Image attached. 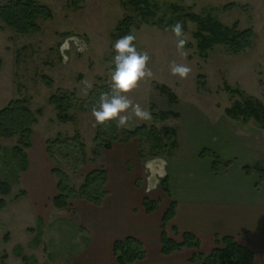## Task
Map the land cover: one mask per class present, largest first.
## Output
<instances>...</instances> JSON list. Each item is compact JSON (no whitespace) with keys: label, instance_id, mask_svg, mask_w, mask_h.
Here are the masks:
<instances>
[{"label":"rangeland","instance_id":"374dc122","mask_svg":"<svg viewBox=\"0 0 264 264\" xmlns=\"http://www.w3.org/2000/svg\"><path fill=\"white\" fill-rule=\"evenodd\" d=\"M33 1L50 12L49 18L36 20L34 32L18 34L0 22V110L10 101L20 99L26 102L37 121L33 126L32 148L27 151L29 170L26 173L18 175L13 168L10 148L14 142L0 143V181L11 186V194L5 198L6 207L0 213V264H77L80 255L91 253L93 237L98 236L101 240L110 236L108 230L107 234L100 231L101 215L112 208L114 193L111 192L105 210L93 208L83 200L73 201L67 210L55 209L52 199L56 188L51 169L58 165L47 155L46 143L57 138L71 139L75 134L80 136L84 149L64 150L63 153L71 151L73 163L69 165L63 161L60 166L68 175L69 187L75 190L89 172L100 168L111 171V152L101 150L98 159L92 155L97 145L94 142L97 123L92 107L98 104L100 95L110 89L113 45L121 37L115 32L116 28L126 17L132 18L136 14L130 10L126 12L123 6L126 0ZM152 2L159 9L154 23L157 24L159 19L180 22L186 28L182 37L186 43L178 49V38L172 32L141 23L136 18V27L131 28L130 34L136 37L137 51L150 56L148 68L153 76L140 81L128 98L133 105L139 104L142 109L149 110L152 119L141 120L129 109L127 126L116 127L130 131L142 126L172 129L177 147L171 150V156L141 159L138 155V159L139 140L131 141L129 147L133 148V159L128 157L127 167L141 176L139 186L148 187L149 181L152 185L156 182L154 196L161 213L164 203L171 198L161 187V182L168 179L171 195L166 168L168 172L180 175L187 166L191 177L196 179L205 167H211L210 157L199 159L202 151H210L217 155L221 164L218 174L212 173L213 176H220V183L235 181L232 186L218 185L219 190L227 195H239L240 192V196H244V185L239 187L237 182L241 179L239 174L234 171L223 175L237 161L243 164L241 170L250 177L249 183L259 189L249 193V198L258 199L263 205L264 172L261 179L254 166L264 170V130L253 121L233 120L226 110L244 98L254 99L264 106V0ZM187 14L211 17L226 27L236 25L239 31L250 30V46L238 54H231L218 45L203 57L193 36L196 24L184 19ZM173 63L190 68L188 76L181 79L173 75ZM163 87L174 95V102H169L161 90ZM60 94L71 95L69 121H60L58 112L49 102L52 96ZM159 112L174 113L178 117L160 120ZM256 144L259 153L257 149L254 152L249 149L250 145ZM117 145L113 151L119 150ZM142 149L147 154L148 146ZM172 157L176 164L168 161ZM226 163L229 165L225 168ZM244 167L251 169V173L246 174ZM131 191L129 202L137 209L139 190ZM236 199L239 198L232 200ZM123 210L119 207L120 213ZM171 237L180 241L179 237ZM214 248L200 247V253L208 255ZM107 254L106 249H100L96 253V262H104ZM194 254V250L183 251L177 256L188 255L189 258L178 260L174 258L177 256H168L166 264H190ZM195 264H201V261L197 260ZM254 264H264V251H257Z\"/></svg>","mask_w":264,"mask_h":264},{"label":"trees","instance_id":"16d2710c","mask_svg":"<svg viewBox=\"0 0 264 264\" xmlns=\"http://www.w3.org/2000/svg\"><path fill=\"white\" fill-rule=\"evenodd\" d=\"M126 12L130 10L135 13V17H126L116 28V33L121 37L130 34L132 27H136V18L142 23L153 24L162 27L165 31H171L176 23L166 22L159 19L157 24L154 21L158 17V6L152 0H126L124 2ZM39 17L49 18V10L33 0H0V22L2 25L15 33L26 34L37 29L36 20ZM185 20L196 24L194 39L197 43V50L205 57L207 52L215 46L221 45L228 49L231 54H238L250 46L252 33L250 30L239 31L236 25L226 27L219 21L211 17L200 18L195 15L187 14ZM186 28L183 25V31ZM172 103L175 97L165 87L161 88ZM237 93V91H235ZM242 96L241 93H237ZM71 95L60 94L50 98L51 105L58 112V119L62 122L69 121L68 111L72 107ZM244 101H236L233 106L226 110V114L233 120L242 122L253 121L259 129L264 130V106L251 98H244ZM160 120L177 118L178 115L168 112L157 114ZM37 123L35 114L30 110L23 100L10 101L0 110V143L3 141H13L14 145L10 148L11 160L15 172L26 173L29 170V160L27 151L32 148L33 126ZM175 131L163 128H147L142 126L133 131L117 130L115 121H106L105 125L97 124L94 142L97 144L92 152L93 157L98 159L101 150L110 151L115 144H127L134 140H139L138 155L141 159L145 157L159 158L171 156V150L177 147ZM148 146L145 154L142 147ZM56 148H58L56 150ZM82 151L84 146L80 143V136L75 134L71 139L61 140L57 138L52 142L46 143V153L53 163L58 166L51 169V175L55 179L56 194L52 199V205L57 210H67L73 201L83 200L93 207H100L108 195L107 184L108 174L104 168L95 169L89 172L79 189L69 187L68 175L60 169L61 162L72 164L71 151L63 153L64 150ZM0 147V152H1ZM56 151V152H55ZM83 152H81V158ZM210 157L212 160L211 170L214 175L218 174L220 162L217 155L210 151H202L199 158ZM1 161V156H0ZM229 163H226V168ZM257 174L263 179V172L258 166H254ZM246 174L251 173L248 167L243 168ZM264 180V179H263ZM161 187L169 197L168 179L161 182ZM11 194V186L5 181H0V213L6 207L5 198ZM157 201L148 198L143 199V208L147 213L157 209ZM176 204L171 201L165 211L161 221L160 251L163 256H170L180 252L182 249H191L196 254L190 259V264L200 260L201 264H254L256 254L248 247L240 245L231 236H215V248L208 254L200 253V241L191 233H180L175 227L172 228L174 236L179 237L177 242L173 237L166 233V225L175 217ZM112 254L116 264H138L145 256L142 243L133 238L126 237L123 240H116L112 245Z\"/></svg>","mask_w":264,"mask_h":264},{"label":"crops","instance_id":"0c3cea01","mask_svg":"<svg viewBox=\"0 0 264 264\" xmlns=\"http://www.w3.org/2000/svg\"><path fill=\"white\" fill-rule=\"evenodd\" d=\"M129 144H115L119 150L113 151L115 147L113 146L108 151L111 152L113 170L111 168V171L107 170L108 195L99 208L105 210L111 192H113L115 198L111 197V200H114L112 208L109 207L101 215L102 229L100 231L107 234L108 230L110 236L108 237L107 235L103 237L106 239L102 238L101 240L98 236L93 237L91 253L88 256L80 255L76 259L79 261L77 264H116L112 254V245L114 241L123 240L126 237H133L139 240L144 247L146 256L138 264H166V258L177 256L183 251H191V249H182L180 252L173 253L169 257L161 254V221L171 201L175 202L176 210L175 217L166 225V233L169 237L173 236L172 228L175 227L180 233L187 232L196 236L200 241L201 249L214 246L215 236H231L240 245L251 249L256 256L257 251H264V244L262 243V239H264V204L261 205L258 199L249 198V193L253 194V192H257L259 189L249 183L248 180L250 177H247L241 170L243 164L237 163L236 161L223 173L224 176L234 171L239 174L241 178L237 180L239 187L241 184L244 185L242 187L244 196L241 197L240 192L239 195H227L219 190L220 186L218 185H224L225 187L232 186L235 185V181L225 180L223 183H220L221 177L213 176L210 165L204 168L202 175L200 174L194 179L191 177V173L189 174L187 166H184L180 175H178L174 171L168 172L165 163L162 169L165 171L166 168L167 170L171 198L167 200L168 204L167 202L164 203L161 213H159L158 207L155 211L147 213L143 208V199L146 197L152 201H156V196H154V184L156 182L152 185L149 181L147 184L148 187L139 186L141 176L127 167L128 157L133 154V148H130ZM249 149L253 152L257 149L259 153L258 144L250 145ZM136 153L138 157V149ZM168 161L176 164L174 157ZM117 188L118 190L116 191ZM134 188L139 190L138 202L136 201L137 209H134L131 202H129L132 193L131 190H134ZM224 190L228 191L226 188ZM237 197L239 199L232 200ZM119 207L124 209L122 213H120ZM255 237L258 238L255 239ZM102 248L108 251L107 257L104 262H96V253ZM185 257H188V255H181L174 258L178 260Z\"/></svg>","mask_w":264,"mask_h":264},{"label":"clouds","instance_id":"9594fccd","mask_svg":"<svg viewBox=\"0 0 264 264\" xmlns=\"http://www.w3.org/2000/svg\"><path fill=\"white\" fill-rule=\"evenodd\" d=\"M172 33L178 38L177 48L182 49L186 41L182 38L183 25L177 22L171 28ZM136 37L132 34H125L115 40L113 45L114 69L110 72V89L103 92L99 97L97 105L92 107V115L98 125H105L106 121H115L117 127H126L129 109L141 120H151L152 114L149 110L142 109L139 104L133 105L128 98L140 81L150 79L153 73L148 64L150 56L145 52L137 51L134 44ZM191 69L177 65L171 66L173 75L186 78Z\"/></svg>","mask_w":264,"mask_h":264}]
</instances>
